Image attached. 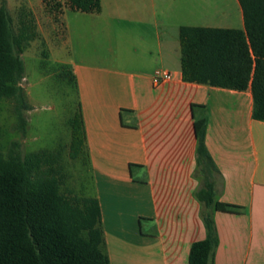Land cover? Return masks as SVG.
Returning a JSON list of instances; mask_svg holds the SVG:
<instances>
[{
    "label": "crops",
    "instance_id": "1",
    "mask_svg": "<svg viewBox=\"0 0 264 264\" xmlns=\"http://www.w3.org/2000/svg\"><path fill=\"white\" fill-rule=\"evenodd\" d=\"M75 12L106 44L71 69L110 264H188L205 238L193 176L200 118L222 177L217 198L242 207L213 212V264H264V120L252 117L250 88L187 82L180 68L179 27L242 29L238 0H101L99 12ZM155 70L171 78L155 85Z\"/></svg>",
    "mask_w": 264,
    "mask_h": 264
},
{
    "label": "trees",
    "instance_id": "2",
    "mask_svg": "<svg viewBox=\"0 0 264 264\" xmlns=\"http://www.w3.org/2000/svg\"><path fill=\"white\" fill-rule=\"evenodd\" d=\"M74 11L99 12L101 0H65ZM242 29L181 25L179 27L182 80L245 90L253 98L252 117L264 120V0H238ZM33 15L22 10L14 27L6 2H0V100L15 101L16 128L25 133L23 111L30 109L25 90L22 52L33 40ZM69 77L75 89L72 69ZM68 157L85 160V130L79 102L70 118ZM198 180L194 191L206 236L192 243L188 264H213L217 232L216 210L240 212L241 206L218 200L222 177L204 143L205 119L194 121ZM60 152L23 154L12 141L0 153V264H110L102 251L103 232L97 198L65 194ZM86 161V160H85ZM214 173V174H212Z\"/></svg>",
    "mask_w": 264,
    "mask_h": 264
},
{
    "label": "rangeland",
    "instance_id": "3",
    "mask_svg": "<svg viewBox=\"0 0 264 264\" xmlns=\"http://www.w3.org/2000/svg\"><path fill=\"white\" fill-rule=\"evenodd\" d=\"M2 0H0L1 2ZM12 17L14 27L19 26L22 10L33 13L36 37L21 54L24 64V88L30 109L23 111L27 118L26 132L16 128L15 101L11 98L0 100V153L6 155L12 141L18 143L23 154L47 150L60 152L59 162L65 179L61 191L70 195L91 196L92 177L88 163L78 157H68L70 126L68 119L78 103L76 91L67 73L71 64L94 51L105 52L102 40L95 45L90 35V26L85 20L67 8L65 0H4ZM131 1V0H122ZM192 25L204 26L194 20ZM80 33V35L78 34ZM121 40L116 39V42ZM97 43V42H96ZM104 49V50H103ZM214 174V173H212ZM215 175V174H214Z\"/></svg>",
    "mask_w": 264,
    "mask_h": 264
},
{
    "label": "built area",
    "instance_id": "4",
    "mask_svg": "<svg viewBox=\"0 0 264 264\" xmlns=\"http://www.w3.org/2000/svg\"><path fill=\"white\" fill-rule=\"evenodd\" d=\"M171 78V74L165 70H155L152 80L155 85L160 84L164 81H167Z\"/></svg>",
    "mask_w": 264,
    "mask_h": 264
}]
</instances>
